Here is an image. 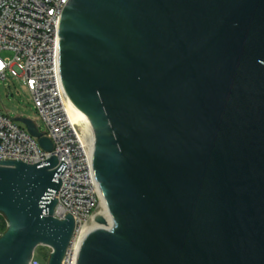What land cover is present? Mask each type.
I'll return each mask as SVG.
<instances>
[{"label": "water", "instance_id": "obj_1", "mask_svg": "<svg viewBox=\"0 0 264 264\" xmlns=\"http://www.w3.org/2000/svg\"><path fill=\"white\" fill-rule=\"evenodd\" d=\"M57 28L112 216L95 215L77 264H264V0H69ZM66 167L0 159V264H30L39 246L62 264Z\"/></svg>", "mask_w": 264, "mask_h": 264}, {"label": "built area", "instance_id": "obj_2", "mask_svg": "<svg viewBox=\"0 0 264 264\" xmlns=\"http://www.w3.org/2000/svg\"><path fill=\"white\" fill-rule=\"evenodd\" d=\"M68 1L0 0V80L5 81L10 74L27 87L45 123L43 136L53 142V150H45L38 138L0 112V159L35 164L57 154L60 162L67 163L64 174L57 176L63 183L54 216H74L76 229L62 264H77L79 248L100 205L101 191L93 167L92 139L71 118V101L57 57V25ZM39 247L40 254L49 260L52 248ZM39 247L30 264H48L37 258Z\"/></svg>", "mask_w": 264, "mask_h": 264}, {"label": "rangeland", "instance_id": "obj_3", "mask_svg": "<svg viewBox=\"0 0 264 264\" xmlns=\"http://www.w3.org/2000/svg\"><path fill=\"white\" fill-rule=\"evenodd\" d=\"M0 112L9 116L22 128H26V126L15 120L19 116L33 120L41 132H44L46 129L45 123L35 108L31 93L23 83L19 82L16 77L10 74L5 81L0 80ZM101 211L102 206L100 201L97 213H100ZM39 249L37 258L43 263H47L48 256H42V254H40L41 249L40 251Z\"/></svg>", "mask_w": 264, "mask_h": 264}, {"label": "bare ground", "instance_id": "obj_4", "mask_svg": "<svg viewBox=\"0 0 264 264\" xmlns=\"http://www.w3.org/2000/svg\"><path fill=\"white\" fill-rule=\"evenodd\" d=\"M69 110H70V115H71L72 120L82 127V129L85 132V134L87 135L88 139L91 140L93 138L92 131L87 126V124L82 119V117L78 116L72 110L71 103H70V109ZM101 206H102V211L101 212H103V215L106 216V218L108 219L109 222H111L112 221V216H111V214L109 212V208H108L106 197L104 196V194L102 192H101ZM94 226H95V222H93V224L90 226V228L88 230L90 231Z\"/></svg>", "mask_w": 264, "mask_h": 264}, {"label": "trees", "instance_id": "obj_5", "mask_svg": "<svg viewBox=\"0 0 264 264\" xmlns=\"http://www.w3.org/2000/svg\"><path fill=\"white\" fill-rule=\"evenodd\" d=\"M7 229V222L6 219L0 215V231L4 232Z\"/></svg>", "mask_w": 264, "mask_h": 264}]
</instances>
